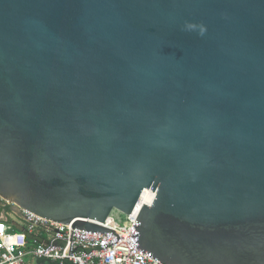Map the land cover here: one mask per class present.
Returning a JSON list of instances; mask_svg holds the SVG:
<instances>
[{
	"label": "water",
	"instance_id": "95a60500",
	"mask_svg": "<svg viewBox=\"0 0 264 264\" xmlns=\"http://www.w3.org/2000/svg\"><path fill=\"white\" fill-rule=\"evenodd\" d=\"M148 188L140 250L264 264V0H0V218L119 238Z\"/></svg>",
	"mask_w": 264,
	"mask_h": 264
},
{
	"label": "built area",
	"instance_id": "2783aa9c",
	"mask_svg": "<svg viewBox=\"0 0 264 264\" xmlns=\"http://www.w3.org/2000/svg\"><path fill=\"white\" fill-rule=\"evenodd\" d=\"M156 192L144 189L130 214H111L103 225L122 234L119 238L110 233L87 232L66 224L21 210L24 228L12 231L8 221L0 218V264H26L38 258L53 264H165L155 256L140 250L134 237L140 221L137 218L143 205L151 206ZM117 211V210H116ZM119 212V211H118ZM38 237L41 243L29 240L27 234Z\"/></svg>",
	"mask_w": 264,
	"mask_h": 264
},
{
	"label": "rangeland",
	"instance_id": "374dc122",
	"mask_svg": "<svg viewBox=\"0 0 264 264\" xmlns=\"http://www.w3.org/2000/svg\"><path fill=\"white\" fill-rule=\"evenodd\" d=\"M8 207L4 209L2 215L6 218V219H9V225H12V222H15V223H21L20 221V217L19 215H17L16 213V210H15V207L13 205H7ZM112 215H114L115 217L116 216H120L123 220H124V215L121 214L120 212L114 210L112 212ZM27 263L30 262V259H28L26 261Z\"/></svg>",
	"mask_w": 264,
	"mask_h": 264
},
{
	"label": "crops",
	"instance_id": "0c3cea01",
	"mask_svg": "<svg viewBox=\"0 0 264 264\" xmlns=\"http://www.w3.org/2000/svg\"><path fill=\"white\" fill-rule=\"evenodd\" d=\"M17 215H19V217H20V214H19V213H17ZM2 217H3L4 220L8 221V225H9V219H6L3 215H2ZM2 217H1V218H2ZM13 223H15V222H12V224H13ZM10 226L12 227V225H10ZM14 226H15V225H14ZM15 228H16V227H15ZM16 229H17V228H16ZM12 231H13V229H12ZM31 261H32V259L30 260V262H28V263H26V264H30ZM41 261H42V260H41Z\"/></svg>",
	"mask_w": 264,
	"mask_h": 264
},
{
	"label": "trees",
	"instance_id": "16d2710c",
	"mask_svg": "<svg viewBox=\"0 0 264 264\" xmlns=\"http://www.w3.org/2000/svg\"><path fill=\"white\" fill-rule=\"evenodd\" d=\"M11 229H13V231H17V229L15 228V226H12Z\"/></svg>",
	"mask_w": 264,
	"mask_h": 264
},
{
	"label": "flooded vegetation",
	"instance_id": "af4514ba",
	"mask_svg": "<svg viewBox=\"0 0 264 264\" xmlns=\"http://www.w3.org/2000/svg\"><path fill=\"white\" fill-rule=\"evenodd\" d=\"M7 207H8V206H7V205H5V206H4V209H5V208H7Z\"/></svg>",
	"mask_w": 264,
	"mask_h": 264
}]
</instances>
